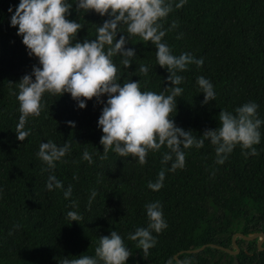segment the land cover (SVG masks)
Instances as JSON below:
<instances>
[{
    "label": "trees",
    "instance_id": "1",
    "mask_svg": "<svg viewBox=\"0 0 264 264\" xmlns=\"http://www.w3.org/2000/svg\"><path fill=\"white\" fill-rule=\"evenodd\" d=\"M69 2L67 18L83 25L75 39H95L97 27L108 16L77 12L75 3ZM170 2L173 11L160 21L167 30L162 42L173 55L189 53L203 59L202 66L191 63L177 72L183 80L176 86L183 92L171 119L198 139L206 129L219 126L221 110L234 113L249 101L258 105V118L264 120V0H186L180 8L175 7L180 0ZM18 4L19 0H0V264H58L65 257L94 256L100 236L113 230L131 250L126 264H176L174 254L192 264H264V247H257V237L235 236V253L209 244L233 248L235 231L264 234V125L261 142L254 146L258 155H245L249 150L237 145L219 164L215 146L205 140L201 148L183 149L185 166L170 171L171 161L162 163L169 151L164 146L149 151L143 165L136 157H121L112 150L102 159L103 133L97 124L104 103L93 98L81 109L69 93L58 97L45 93L43 110L28 118L25 130L30 135L21 142L15 132L20 115L17 84L39 62L28 55L18 26H10ZM125 47L133 48L136 57L129 68L121 64L123 57H113L119 82L139 80L142 91L170 94L174 86L166 80V68L157 64L155 45L130 36ZM141 65L148 67L147 75L139 72ZM200 76L212 83L214 101L202 103ZM100 100L106 102L107 95ZM47 141L71 146L54 169L37 155ZM85 151L92 156L91 163L83 159ZM161 170L163 186L153 191L148 182H155ZM49 175L63 187L49 191ZM69 185L71 196L65 198ZM156 201L162 205L167 228L152 232L156 244L145 257L129 235L148 226L145 206ZM69 211L82 219L71 222ZM203 243L197 251L185 250Z\"/></svg>",
    "mask_w": 264,
    "mask_h": 264
},
{
    "label": "clouds",
    "instance_id": "2",
    "mask_svg": "<svg viewBox=\"0 0 264 264\" xmlns=\"http://www.w3.org/2000/svg\"><path fill=\"white\" fill-rule=\"evenodd\" d=\"M76 11H94L100 16H108L96 29L95 39L77 41L76 35L83 25L77 20H70L72 3L69 0H19L15 12L11 15L10 26H18L17 35L22 36L29 56L38 58L39 66L34 65L30 74H25L18 81L16 99L19 105V122L16 125L17 139L23 142L29 131L25 125L30 116L38 117L43 110L42 99L45 93L61 96L69 93L81 109L86 101L96 98L104 103L97 126L103 135L100 144L103 146L102 159L112 150L121 157H136L143 165L147 163L149 151L156 152L162 146L169 149L163 156L162 163L171 161L170 171L185 166L183 149L195 146L201 148L205 140L215 146L217 163L223 164L234 148L239 145L249 150L245 155H258L255 145L261 142V126L264 120L258 118V105L246 102L234 111L221 110L218 116L219 126L206 129L200 138L193 136L191 130H184L171 119L176 112V100L183 89L176 85L182 83L183 77L178 71H185L187 65L195 63L202 66L203 59H195L189 53L173 55L168 44L163 41L166 35L160 21L173 11L170 0H72ZM186 0L175 4L180 8ZM11 12L12 9L10 8ZM125 26L121 31V26ZM175 27V22H173ZM127 33V35L125 34ZM118 33H124L117 39ZM130 36H138L144 43L151 42L156 48L157 64L166 68L171 92L165 95L153 91H142L139 80L129 79L119 82L118 68L113 57H123L121 64L129 68L136 57L133 48L125 47ZM145 65L139 72L147 75ZM34 77V79H33ZM197 84L204 94L202 103L215 100L212 83L203 76L197 78ZM107 95L106 102L101 101ZM74 127V122H67ZM70 144L62 146L53 141L42 142L38 157L54 169L56 161L61 160L69 151ZM174 154V159H173ZM83 159L92 162V156L85 151ZM165 172L161 170L155 182L149 181L148 187L159 191L163 186ZM63 184L54 175H49L46 188H62ZM71 185L65 190V198L71 196ZM96 192H92V197ZM148 226L137 228L130 240L138 242V247L147 257L149 249L155 246L156 238L152 232L159 234L167 228L162 205L159 201L146 206ZM72 221H80L82 216L75 211L67 213ZM15 227H19L16 225ZM11 234V233H10ZM94 256H80L69 259L65 257L58 264H126L131 250L116 231L100 236L99 245ZM176 264H192L190 259L176 261Z\"/></svg>",
    "mask_w": 264,
    "mask_h": 264
},
{
    "label": "water",
    "instance_id": "3",
    "mask_svg": "<svg viewBox=\"0 0 264 264\" xmlns=\"http://www.w3.org/2000/svg\"><path fill=\"white\" fill-rule=\"evenodd\" d=\"M235 236H240V237H242L244 239H252L254 237H257V241H256L257 247L258 248H263L264 247V234L261 231H253V232H250V233H247V234H244V233H242L240 231L233 232L231 234V245H232L233 248H230V247L224 246V245H220V244L211 243V242L209 244L212 245V246L218 247V248H220L222 250L228 251L230 253H235L238 250L237 245H236V243L234 241ZM205 244L206 243H203V244L199 245L198 247L186 248L185 250L186 251H197L200 248H202ZM173 256H174V258L176 260L181 261L180 259H178L176 257V254H174Z\"/></svg>",
    "mask_w": 264,
    "mask_h": 264
}]
</instances>
